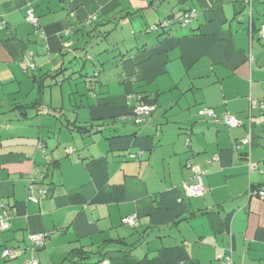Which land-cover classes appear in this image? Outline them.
Here are the masks:
<instances>
[{
    "label": "crops",
    "instance_id": "crops-1",
    "mask_svg": "<svg viewBox=\"0 0 264 264\" xmlns=\"http://www.w3.org/2000/svg\"><path fill=\"white\" fill-rule=\"evenodd\" d=\"M191 7L186 25L148 30ZM263 21L264 0H0V264H72V249L102 244L111 264H219L218 253L264 264V195L248 196L264 190ZM90 44L111 52V77L65 91L71 49ZM142 99L155 109L137 121ZM188 162L205 170L202 196L185 192ZM30 233H47L45 246L26 249ZM4 247L22 252L3 258Z\"/></svg>",
    "mask_w": 264,
    "mask_h": 264
},
{
    "label": "built area",
    "instance_id": "built-area-1",
    "mask_svg": "<svg viewBox=\"0 0 264 264\" xmlns=\"http://www.w3.org/2000/svg\"><path fill=\"white\" fill-rule=\"evenodd\" d=\"M247 2L250 3V0H247ZM195 16H196V10L193 7H191L176 17H167L158 23H153L149 25V30L157 31V30L165 29L176 23L180 25H186ZM94 17L95 16H93L92 18ZM25 18L32 25L34 26L38 25L37 17L32 8H28L26 10ZM259 36L262 40H264V23L261 25V28L259 30ZM23 61H24V64L27 70L34 69L35 65L33 62V52L32 51H26L23 57ZM87 81L91 82V78H88ZM257 104L259 108L261 109L264 108L263 101H258ZM254 106H255V103L251 101L250 107L252 108ZM154 109H155L154 104L144 102V103H138L134 107L133 110H134V114L136 116L137 121H144L154 111ZM197 113L200 116L210 118L214 121L222 120L229 127H236L240 124L238 119L235 118L233 115L229 113L217 115L210 107H203L199 109ZM248 142H249V135L240 139L238 147H244L248 144ZM187 165L191 169L192 175L190 176L189 181L183 184L185 192L190 197L202 196L205 192V187L202 182V176L205 174V170H203L196 163L188 162ZM27 181H28L29 189L32 190L34 178L30 177L28 178ZM39 192L41 195H44L46 193V189L41 188L39 189ZM248 195L249 196H255V195L263 196L264 192L263 191L257 192L255 190H250L248 191ZM30 199L34 202H37L39 200V197L35 195H30ZM0 207L2 208V211L0 212V230L3 231L9 228L10 226V211L8 208H3L1 203H0ZM122 222L130 226H135L137 224L134 216L123 217ZM47 236H48L47 233H30L28 235V241H29L28 249L35 250V249L44 247L46 244ZM1 255L2 257L16 256L15 250H13L12 248H4ZM216 260L219 262V264H234L231 258V255L227 253L216 254ZM22 264H38V260L34 256H32L28 258L27 260H25ZM95 264H111V262L108 258H104L103 260Z\"/></svg>",
    "mask_w": 264,
    "mask_h": 264
},
{
    "label": "rangeland",
    "instance_id": "rangeland-1",
    "mask_svg": "<svg viewBox=\"0 0 264 264\" xmlns=\"http://www.w3.org/2000/svg\"><path fill=\"white\" fill-rule=\"evenodd\" d=\"M109 44L112 47V38H109L107 45L109 46ZM92 45L91 44L83 45L82 47L79 48L76 47V49L74 50L71 49L72 51L77 50V57L75 58L74 57L71 58V56L67 57V62L65 63L63 70L64 73L60 74V77H63V79L68 78L70 76L68 79L64 80L65 91H68L67 89L68 87H70V83H68V81H70L72 84L78 82L79 83L78 85L87 88V86H89V83H87L88 82L87 79L91 77L93 82L97 78L95 74L98 72H100L98 78L100 80L102 79L103 82H106V80H108L111 77L112 69L114 67L113 64L109 62V60H111L112 58L111 52L108 54L106 53L95 54L92 52ZM85 49H88L87 51L89 55L91 54L90 56L92 57L89 58L85 57V53H84ZM49 87L52 88L51 91H49ZM49 87L47 88L48 90L45 92L46 100L48 101L50 99L49 96L51 94L55 99L58 98V93L55 92V91H60L58 86L52 85Z\"/></svg>",
    "mask_w": 264,
    "mask_h": 264
},
{
    "label": "trees",
    "instance_id": "trees-1",
    "mask_svg": "<svg viewBox=\"0 0 264 264\" xmlns=\"http://www.w3.org/2000/svg\"><path fill=\"white\" fill-rule=\"evenodd\" d=\"M264 23V21L261 23V25ZM261 25H260V27L258 28V34H259V30H260V28H261ZM259 38H260V36H259ZM261 39V38H260ZM262 40V39H261ZM262 41H264V40H262ZM63 70H64V68H63ZM63 72V71H62ZM98 74L96 73L95 74V76H97ZM91 78V77H90ZM91 81H92V78H91ZM149 103V101L148 100H145V99H142V101L140 102V103ZM250 190H255V191H257V192H259V191H263L264 192V190L263 189H261V188H255V187H250L249 188V190L248 191H250ZM249 196V195H248ZM255 196H257V197H262V196H259V195H255ZM249 197H251V196H249ZM136 226V225H135ZM9 228H10V226H9ZM9 228H7V229H9ZM6 229V230H7ZM3 231H5V230H3ZM29 246V245H28ZM28 246H27V248L26 249H28ZM4 248H12L13 250H15V254H16V256H17V254H18V252L19 251H21L22 252V250H19V249H17V248H14V247H4ZM3 248V249H4ZM3 251V250H2ZM106 252H107V248L104 246V244H102V245H100V246H98V248L96 249V251H91V250H87V249H84L83 247H78V248H74V249H72L70 252H69V254H68V256L66 257V259H68V260H70L71 262H72V264L74 263V262H80V261H82V262H88V260L89 259H91V258H94L95 259V261H93L94 263L93 264H95V263H97V262H99V261H101V260H103L105 257V254H106ZM2 253V252H1ZM2 256V255H1ZM92 256H96V257H92ZM15 257V256H14ZM14 257H3V258H14ZM27 260V259H26Z\"/></svg>",
    "mask_w": 264,
    "mask_h": 264
}]
</instances>
